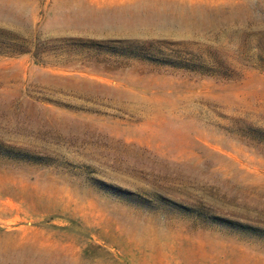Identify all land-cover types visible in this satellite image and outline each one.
I'll list each match as a JSON object with an SVG mask.
<instances>
[{"label": "rangeland", "instance_id": "obj_1", "mask_svg": "<svg viewBox=\"0 0 264 264\" xmlns=\"http://www.w3.org/2000/svg\"><path fill=\"white\" fill-rule=\"evenodd\" d=\"M0 264H264V0H0Z\"/></svg>", "mask_w": 264, "mask_h": 264}]
</instances>
